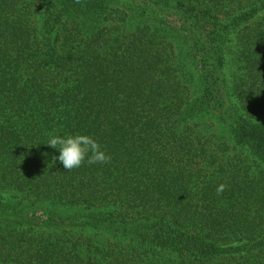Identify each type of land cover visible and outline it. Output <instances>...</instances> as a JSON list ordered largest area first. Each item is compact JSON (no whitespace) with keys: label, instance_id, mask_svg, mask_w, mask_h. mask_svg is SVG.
<instances>
[{"label":"trees","instance_id":"16d2710c","mask_svg":"<svg viewBox=\"0 0 264 264\" xmlns=\"http://www.w3.org/2000/svg\"><path fill=\"white\" fill-rule=\"evenodd\" d=\"M0 264H264V0H0Z\"/></svg>","mask_w":264,"mask_h":264},{"label":"clouds","instance_id":"9594fccd","mask_svg":"<svg viewBox=\"0 0 264 264\" xmlns=\"http://www.w3.org/2000/svg\"><path fill=\"white\" fill-rule=\"evenodd\" d=\"M44 145L58 150L59 155L54 159H58L67 171L78 169L84 164H108L111 161V156L99 141L89 134L53 135ZM217 191H223V187Z\"/></svg>","mask_w":264,"mask_h":264}]
</instances>
